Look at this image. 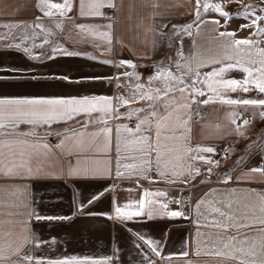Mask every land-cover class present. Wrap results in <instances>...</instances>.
Masks as SVG:
<instances>
[{
	"label": "crops",
	"instance_id": "crops-1",
	"mask_svg": "<svg viewBox=\"0 0 264 264\" xmlns=\"http://www.w3.org/2000/svg\"><path fill=\"white\" fill-rule=\"evenodd\" d=\"M48 2L58 4L63 3V0ZM204 2L200 0L198 5L196 0H113L115 7L109 8L105 0L102 16H81L79 0H73L72 10L66 16H61L56 9L51 10L52 16H46L38 6L39 0H0V98L108 96L113 98V105L116 106L117 96L131 99V89L136 83L143 84L145 90L149 87L162 88L160 81L149 83V78L156 74L158 66H165L174 74L181 75L176 63L183 65L190 54H203L216 57L220 63L206 64L197 69L201 74L200 83L188 76L184 79L187 84H195L205 92L202 97L196 96L198 101L207 99L214 94L203 83L205 73L235 63L237 59H242L248 65L247 45H241L244 51L237 55L233 50L225 53L220 47L223 43L250 39L259 42V47H264V35L260 32L264 28V19L252 24L257 17H264V0H207L209 4H221L223 10L231 14L229 18L222 17L212 8L204 11ZM87 4L88 0H85L86 11ZM246 5L253 6L247 9L248 15H239L245 11ZM213 21L219 23L214 24ZM58 22L62 23L61 28L56 27ZM36 24L42 27L37 28ZM81 24L99 27L87 31L76 27ZM109 24L112 26L110 30L107 28ZM245 25L248 27H243ZM108 31L111 33V51L108 50L106 38L93 34ZM33 33L36 35L33 36ZM220 33L234 35L221 37ZM16 44L20 48L9 47ZM172 47L174 57L170 60L167 54ZM24 48L30 49V52H24ZM57 48L79 54L66 55L54 51ZM205 49L210 51L205 52ZM252 51L255 53V46ZM177 52H181L182 56H178ZM225 55L233 59L227 60ZM253 58L259 59L255 55ZM122 59L132 60L136 67L119 66ZM104 60L112 63L105 64ZM161 61L166 62L159 65ZM148 65H153L151 71L147 70ZM192 66L195 68V64ZM126 72H135L138 79L136 76L125 77L123 74ZM92 77L99 79H89ZM217 79L244 81L251 78L242 69L233 68ZM245 86L249 88L248 92L240 87L235 92L217 87L224 99H264V93H260L255 84ZM169 95L175 96L180 103L186 102L180 100L179 92ZM148 103L137 99L134 103L120 105L117 108L119 117L99 112L91 115L79 113L71 120L35 126L36 136H0V140L21 138L27 139L29 145H37L35 148L12 145L2 149L5 164H10L13 159L19 162L21 148L31 153L33 175L28 176L21 171L19 176L10 177L0 173V242L19 243L26 234L25 229H28L27 234L36 233L43 243L38 247L34 243L25 245L23 254H30L45 264L49 259L65 257H76L78 260L88 257L84 264H93V261L101 264H239L224 256L207 254V250L199 243L204 237H196L197 221L200 222L199 230L205 234L220 232L227 237L237 235V230L230 228L225 233L221 229L205 227L206 221L197 214L195 206L203 199L205 202L212 201L222 210L230 211L224 204L216 202L224 197L234 199L242 196L250 189L264 192V175L249 172L251 168L262 167V156L256 151L264 139V117L260 115L264 112V105H229L221 102L219 97H214V101L207 105L192 103L191 109L174 113V121L177 115L181 120L191 115L188 124L190 132L175 124L162 130L159 141L163 153L160 171L165 173L164 176L156 171L155 152L152 153L153 165L146 173L147 178L123 167L124 164H139L140 152L134 145L125 148L123 141L132 140L133 137L122 131L120 171L123 175L118 177L116 127L127 125L134 129L137 117L133 115L129 119L126 113L142 108L144 111L139 116L143 117L150 111ZM197 112L198 116L195 117ZM234 112L238 115L232 116ZM246 115L249 117L246 118ZM237 117L242 118L240 124L233 123ZM245 120L249 122L247 125L244 124ZM105 127L112 129L110 151L97 153L95 147H103L105 138L103 134L95 138L90 134ZM33 129L31 124L21 123L16 132L27 133ZM70 130H75L77 136L67 141L64 149L57 148L59 141L64 139L63 134H71ZM238 130L244 135H238ZM46 132L53 134L45 136ZM55 132L62 135L56 136ZM80 132L84 133L82 139L86 144L93 141L83 153H77L73 148L76 140L81 139L78 135ZM144 134L155 139L154 127L150 133ZM43 143H47L49 149L39 146ZM197 146L212 147L214 152H197ZM70 148L71 155L68 154ZM201 156L204 159H200ZM78 157L81 165L89 168L104 167V161L110 160L108 167L111 174L98 179L67 176L69 163L75 165ZM95 159L101 161L100 165L93 163ZM37 169H40L39 175ZM44 173L52 175L44 176ZM186 187H190V198L184 202L180 192ZM233 189H236L234 196L231 195ZM145 191L163 192L165 195L145 197ZM94 196L99 198L89 204L88 201ZM141 199L167 203L168 210H181L184 217H163L159 214V205H155L152 219L148 218L147 209L144 215L133 216L130 220L110 218L115 216L117 206L126 212L138 211L135 202ZM176 200L180 203H175ZM126 204L131 206L124 208ZM239 207L233 204L232 210ZM32 212L41 216H66L71 219L37 221L31 215ZM200 212L208 214L203 204ZM239 231L248 232L250 236L256 234L249 229ZM141 236L144 239H140ZM146 241L154 243L150 246ZM153 247L161 255L157 256L152 251ZM197 248L199 255L196 254ZM183 251H188L189 255H181ZM5 255L11 256V253L6 252ZM16 259V256H11V260H5L3 264H11ZM32 264H35V259Z\"/></svg>",
	"mask_w": 264,
	"mask_h": 264
},
{
	"label": "snow or ice",
	"instance_id": "snow-or-ice-1",
	"mask_svg": "<svg viewBox=\"0 0 264 264\" xmlns=\"http://www.w3.org/2000/svg\"><path fill=\"white\" fill-rule=\"evenodd\" d=\"M196 3L199 5L200 0H196ZM41 11L44 12L46 16H52V9L58 10L61 16H66L68 12L72 10L73 0H63V3H49L48 0H39V5ZM105 6V0H88L87 11L85 10V0H79V14L81 16H102L103 12L101 9ZM107 7L113 8L115 4L113 0H107ZM203 10L207 11L209 8H212L215 12L219 13L224 18H229L231 14L224 11L221 4H209L207 0L203 3ZM252 5L244 6L245 11L238 13L239 15H248L247 9L252 8ZM264 10V9H262ZM197 15L199 16V9H197ZM39 19V18H38ZM264 19V17H257L252 21V24H256L257 20ZM214 24H218L219 21H213ZM37 28L42 27L40 24L35 25ZM5 27H15V25H5ZM57 28L62 27V23L58 22L56 25ZM77 28L81 30L91 31L93 28H98L99 26L94 25H77ZM111 24L107 25V28L111 29ZM176 27L175 25L173 26ZM243 27H248L245 25ZM260 32H264V28L260 29ZM94 35H100L106 38L109 48L111 51V33L103 32V33H93ZM191 34V33H189ZM259 34V33H257ZM36 33H33L35 36ZM163 35V33H161ZM234 34L232 33H220L221 37H231ZM27 38V37H25ZM259 42H254L250 39L244 40H230V42L223 43L220 47L227 53L228 50H233L239 55L240 52H243L241 45L248 46L247 59L248 65H259L258 67H251L245 65L242 59H237L235 63H228L224 67L213 68L212 71L205 73L204 84L207 85V88L214 94L210 95L207 99L202 101H198L196 96H204L205 92L201 89L193 85H189L186 83L184 77L188 76L190 79L195 78L197 83H200L199 77L200 72L197 70L199 68L204 67L206 64H219L220 60L214 56H205L203 54L197 55H189L186 57V62L182 65L180 63H176V68L181 71V75L174 74L171 70H169L165 66H158L157 72L154 76L149 78V83L151 84L154 81L162 82L163 87L151 88L149 87L145 90V87L141 83H136L134 87L131 89V99H126L124 96L120 95L116 97L117 105H113V98L108 96H83V97H16V98H0V136L7 137H28V136H36L37 133L35 131V126L39 125H51L59 120H71L75 115L79 113H86L91 115L92 113H104L106 115H115L116 117L120 116V113L117 111V108L120 105H128L130 103L136 102L137 99L148 101V109L150 110L147 115L140 117L139 113L144 111L142 108H136L132 111L126 113L129 119L132 118L133 115L137 117V123L135 128H130L127 125H118L116 127V175L119 177L123 175L120 171L121 168V132L127 133L132 136L133 139L129 141H123L125 148L128 145L137 146V151L140 152L139 164H124L123 167L125 169L131 170L140 175H145L151 170L153 165L152 153L155 152V166L156 171L164 176L165 173L160 171L161 167V156L163 153L160 149V137L162 134V130L168 129L171 124H175L176 127L183 128L185 131L190 132V128L188 127L189 121L191 120V115L188 116L187 119L181 120L180 116H176L175 121L173 120L174 113L179 112L181 109H191L192 103H203L205 105L214 101V97H219L221 102L229 104V105H264V99H243V100H234V99H224L221 93L218 91L217 86H221L225 89H230L232 92H235L238 87L242 88L244 92H248L249 88L245 85L251 83L255 84L256 88L260 93H264V47L258 46ZM20 48L19 44L9 45V47ZM255 46V53H253L252 49ZM24 52H30V49L24 48ZM54 51L63 52L66 55L75 56L79 53L77 52H68L65 49H54ZM205 52L210 50L205 49ZM178 56H182L181 52H177ZM253 55L259 57V59H254ZM33 59H38V57H33ZM225 59L232 60L233 57L229 55H225ZM103 63L108 64L112 63V61L104 60ZM195 64V68L192 66ZM127 65L129 67L135 68L136 65L132 63L130 60H122L119 62V66ZM239 68L242 69L244 73L248 74V77L251 79H246L244 81L236 80V79H217V77H222L224 73L233 69ZM253 73L256 75L253 76ZM125 77L131 78L138 76L135 72L132 73H124ZM62 79L67 80L68 77H62ZM89 79H99V77H92ZM180 93V100H184L186 102L180 103L178 102L175 96H170V93ZM187 93V95H185ZM161 108L163 111H161ZM198 115V112L196 113ZM237 113H232V116H237ZM261 117H264V112L260 113ZM21 123H27L34 126V129L27 133H17L16 129L18 125ZM235 123V120H233ZM249 122L247 120L244 121V124L247 125ZM154 127L155 129V139L152 138L151 135H146L144 133L151 131ZM174 130V129H173ZM71 134L65 133L64 139H61L59 143L56 145L57 148L64 149L65 143L69 140H72L74 136H77L75 130H70ZM111 128H102L99 132L90 134L93 138L103 134L105 138V143L103 147L96 146L95 151L97 153H107L110 151L111 145ZM53 133L46 132L45 136L51 135ZM56 136H61L60 132L54 133ZM79 137L81 139H77L73 148L77 153H83L88 150V148L92 145L93 141H89L88 144L84 142L82 137L84 136L83 132H80ZM238 135L243 136L244 133L238 130ZM167 138V137H166ZM12 145H20V146H29L32 148L37 147V145H29L27 139H10V140H0V173H3L5 176H19L21 171L26 172L28 176L33 175V169L31 167V153H27L21 148L19 152V162L15 159L11 161L10 164H5L3 157L2 149L5 146L11 147ZM44 149H49V145L47 143H43L39 145ZM188 151H193V149H188ZM197 152H206L212 153L214 152V148L212 147H203L197 146L195 149ZM68 154H72V148L69 149ZM200 159H204L203 156L199 157ZM212 163L218 164L219 161H211ZM95 165H100L101 161L98 159L93 160ZM110 164V160L104 161V167L95 166L92 168L82 166L81 160L78 157L75 165L69 163L67 169V176L73 178H83V179H98L102 178L104 175H110V169L108 165ZM167 167V165H165ZM37 175L40 173V169H37ZM198 169L196 170L198 174ZM211 171V169H209ZM251 173H260L264 175V167H256L249 169ZM44 176H51L52 173H44ZM176 175V173H173ZM194 178V176L192 177ZM231 179V177H229ZM239 179V177H238ZM236 193V189L232 190V196ZM145 197H151L153 195L156 196H164L163 192L150 193L145 191ZM98 196H94L92 200H89L88 203H92L93 200L98 199ZM139 210L136 212H126L123 208L117 206L115 208V216L110 217L119 220H130L133 216H141L145 214V209H147V216L149 219L153 218V212L155 210V205H159V214L163 217H184V212L181 210H168L167 203H160L159 201H154L152 199H148L145 201L141 199L138 202ZM175 203L179 204L180 201L176 200ZM216 203L224 204L226 209L230 211L222 210L220 207H217L215 203L212 201L205 202L201 199L196 207L197 214L201 216L205 221V227H214L217 229H221L223 232H227L230 228H235L237 230V235H231L225 237L220 232L217 233H202L199 230V221H197V232L196 237H204L201 239L199 243L207 250V254L215 255V256H224L228 259L236 260L239 264H264V192H257L255 189H250L243 193L242 196L229 198L224 197L223 199L217 201ZM205 206L207 211V215L200 212V206ZM233 204L240 205L239 208L233 209ZM131 205L126 204L124 208H129ZM83 207V205H81ZM239 213V215L237 214ZM212 214H218L212 215ZM32 216L35 217L37 221L40 220H69L71 217L66 216H41L36 214L35 212L31 213ZM259 226V227H256ZM240 229H249L254 230L256 234L254 236H250L248 232L241 233ZM25 235L22 236L19 243L14 242H0V264H3L5 260H11V256H16V260H12L11 264H32L35 259V264H45L44 261L40 259L34 258L30 254H23V248L27 244L34 243L37 247L43 243L40 241L37 234L32 232L30 235L28 233V229H25ZM4 235H7L5 233ZM140 239H144L143 236ZM150 246L154 243L153 241H146ZM152 251L155 252L157 256L161 255L160 251L157 250L156 247L152 248ZM10 252L11 256H6L5 253ZM196 254L199 255V248L196 250ZM181 255L187 257L189 255L188 251H183ZM89 258L84 257L83 260H78L76 257H65L63 259H49L46 261V264H84V261H87ZM110 259V258H108ZM93 264H101L99 261H93Z\"/></svg>",
	"mask_w": 264,
	"mask_h": 264
},
{
	"label": "built area",
	"instance_id": "built-area-1",
	"mask_svg": "<svg viewBox=\"0 0 264 264\" xmlns=\"http://www.w3.org/2000/svg\"><path fill=\"white\" fill-rule=\"evenodd\" d=\"M110 15H113L111 11L108 12ZM264 35V32H263ZM264 40V38H263ZM198 115L195 113V117H197ZM249 116L246 115V118H248ZM242 118L241 117H237L235 119V122L237 124L241 123ZM258 155L262 156V167H264V139L262 140V142L260 143V147L259 149L256 151ZM190 187H186L185 190H183L182 192H180V197L182 198V200L184 202H187L190 198V192H189Z\"/></svg>",
	"mask_w": 264,
	"mask_h": 264
},
{
	"label": "trees",
	"instance_id": "trees-1",
	"mask_svg": "<svg viewBox=\"0 0 264 264\" xmlns=\"http://www.w3.org/2000/svg\"><path fill=\"white\" fill-rule=\"evenodd\" d=\"M173 50H174V48L172 47V48L169 50L168 54H167V56H169V59H170V60H172L173 57H174ZM165 62H166V61H161V62L159 63V65H163ZM152 67H153V65H148V66H147V70H148V71H151Z\"/></svg>",
	"mask_w": 264,
	"mask_h": 264
},
{
	"label": "water",
	"instance_id": "water-1",
	"mask_svg": "<svg viewBox=\"0 0 264 264\" xmlns=\"http://www.w3.org/2000/svg\"><path fill=\"white\" fill-rule=\"evenodd\" d=\"M122 60H130V59H122ZM122 60H121V61H122ZM130 61H132V60H130ZM132 63H133V61H132Z\"/></svg>",
	"mask_w": 264,
	"mask_h": 264
}]
</instances>
